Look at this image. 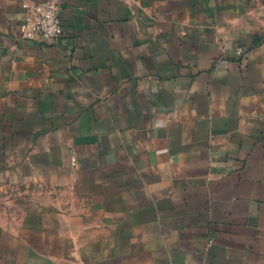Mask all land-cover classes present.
<instances>
[{"label":"crops","instance_id":"obj_1","mask_svg":"<svg viewBox=\"0 0 264 264\" xmlns=\"http://www.w3.org/2000/svg\"><path fill=\"white\" fill-rule=\"evenodd\" d=\"M46 1L0 0V264H264V0H62L23 39Z\"/></svg>","mask_w":264,"mask_h":264},{"label":"built area","instance_id":"obj_2","mask_svg":"<svg viewBox=\"0 0 264 264\" xmlns=\"http://www.w3.org/2000/svg\"><path fill=\"white\" fill-rule=\"evenodd\" d=\"M62 0L24 4L25 21L21 26L22 38L28 41H56L62 35L60 5ZM242 50L238 51L242 54Z\"/></svg>","mask_w":264,"mask_h":264},{"label":"rangeland","instance_id":"obj_3","mask_svg":"<svg viewBox=\"0 0 264 264\" xmlns=\"http://www.w3.org/2000/svg\"><path fill=\"white\" fill-rule=\"evenodd\" d=\"M8 196H11V198L14 200V208L19 209V192H12L9 193ZM16 198H18L16 200Z\"/></svg>","mask_w":264,"mask_h":264}]
</instances>
